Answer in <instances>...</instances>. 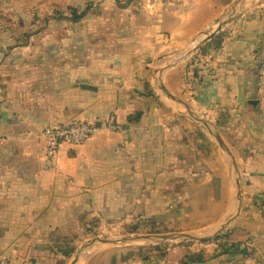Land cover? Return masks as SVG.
I'll list each match as a JSON object with an SVG mask.
<instances>
[{
  "label": "crops",
  "instance_id": "0c3cea01",
  "mask_svg": "<svg viewBox=\"0 0 264 264\" xmlns=\"http://www.w3.org/2000/svg\"><path fill=\"white\" fill-rule=\"evenodd\" d=\"M236 1L153 4V16L129 6L119 39L68 57L35 54L34 37L0 50V262L66 264L98 226L220 228L235 205V169L208 129L161 94L166 88L209 119L233 153L242 209L217 240L139 245L111 251L103 264H264V0L241 1L215 36L219 48L209 39ZM14 42L0 37L2 46ZM110 117L123 131L64 144L45 167L46 127Z\"/></svg>",
  "mask_w": 264,
  "mask_h": 264
},
{
  "label": "rangeland",
  "instance_id": "374dc122",
  "mask_svg": "<svg viewBox=\"0 0 264 264\" xmlns=\"http://www.w3.org/2000/svg\"><path fill=\"white\" fill-rule=\"evenodd\" d=\"M159 3L163 10H168L173 4L177 3V0H8L0 8V22L3 23L0 25V37L11 34L16 42L11 46L0 45V50L10 52L13 47H15L13 50L26 48L25 43H31V37H34L36 40L33 42L31 50H34L35 54L50 51L64 53L68 57L77 53H87L93 48V44L105 43L115 36L116 39L121 37L123 16L129 6H132V10L136 13L147 12L149 16H153L150 11L153 10L155 4ZM18 4H20V7L16 6ZM217 25L212 29L213 31L217 28ZM47 37L53 40V43L47 42ZM58 46H60L59 49ZM105 52L106 50H103V53ZM164 54L169 57V51ZM160 92L166 98L163 91ZM1 95L0 93V101L3 100ZM242 187L244 193L245 184L242 183ZM97 228L99 231L96 236L90 235L79 238L80 242L76 246L77 250L66 259V264H71L77 251L84 248L87 243L95 238L115 240L128 235H150L154 237V240H159L158 236L189 233L174 232L166 228V231H161V229L148 231L146 229V231L138 232V234H130L137 232L123 230L121 227L101 229L98 226ZM130 228L136 229L138 227L133 226ZM126 233L129 234L126 235ZM192 234L204 236L209 233L202 231ZM192 243L201 244L199 241H188L179 244L190 245ZM139 245L153 249V245L158 244L145 241L117 245L97 243L86 248L80 264H103L107 260V255L111 256V251L118 253ZM160 245L179 246L173 241L160 243Z\"/></svg>",
  "mask_w": 264,
  "mask_h": 264
},
{
  "label": "water",
  "instance_id": "95a60500",
  "mask_svg": "<svg viewBox=\"0 0 264 264\" xmlns=\"http://www.w3.org/2000/svg\"><path fill=\"white\" fill-rule=\"evenodd\" d=\"M242 0H237L232 6H231V12L228 14V18L226 21L222 22L220 21L217 25V28L214 30V32L209 36V39L215 37L223 27H225L229 22H231L233 16L235 15L237 11V7L240 6ZM169 68H171V65L168 67L163 68V71H161V74L165 71H167ZM87 87V86H83ZM163 89V88H162ZM165 96L167 98V101H171L174 105H178L182 108V111L189 115L191 118H193L195 121L199 122L203 126H205L208 131L211 133L213 139L217 143V145L223 150V152L226 154L229 162L233 165L235 172H236V196H235V205L233 208V211L231 214L224 220L222 225L218 230L215 232L208 234V235H198V234H192V233H185L181 235H174V236H158L159 240H154V237L150 235H128L122 239H115V240H108V239H101V238H95L94 240L87 243V245L84 248H81L77 251L73 261L71 264H80L83 254L86 250V248L91 247L97 243L105 244V245H117V244H126L129 242H137V241H145L152 244H160L167 241H173L177 244L188 242V241H208L212 239L218 238L220 235H222L225 230L231 225V223L235 220V218L240 214V211L243 206V200H244V193H243V187H242V180H241V172L239 165L229 149V147L226 145V143L221 138L219 131L217 130L216 126L205 116L199 115L197 112H195L191 106L181 101L179 98L172 96L166 88L163 89Z\"/></svg>",
  "mask_w": 264,
  "mask_h": 264
},
{
  "label": "built area",
  "instance_id": "2783aa9c",
  "mask_svg": "<svg viewBox=\"0 0 264 264\" xmlns=\"http://www.w3.org/2000/svg\"><path fill=\"white\" fill-rule=\"evenodd\" d=\"M123 131L114 117H110L104 123L76 122L68 126H48L44 129L45 140V167L52 168L60 147L64 144L79 146L84 145L94 134L101 131ZM0 264H10L9 260H2Z\"/></svg>",
  "mask_w": 264,
  "mask_h": 264
},
{
  "label": "trees",
  "instance_id": "16d2710c",
  "mask_svg": "<svg viewBox=\"0 0 264 264\" xmlns=\"http://www.w3.org/2000/svg\"><path fill=\"white\" fill-rule=\"evenodd\" d=\"M83 15V14H82ZM82 15H81V17H82ZM221 43H222V36L221 35H218L217 37H215L214 39H213V41H212V45H213V47L214 48H219L220 47V45H221ZM137 115H141V113H137ZM137 229V228H136ZM136 229H132V230H134L133 232H137L136 231ZM218 239V238H217ZM217 239H215V240H217ZM214 241V240H213ZM178 245H181V244H178ZM187 245H189V244H187ZM143 246H140V247H138V248H142ZM119 254V253H118ZM164 254V253H163Z\"/></svg>",
  "mask_w": 264,
  "mask_h": 264
}]
</instances>
